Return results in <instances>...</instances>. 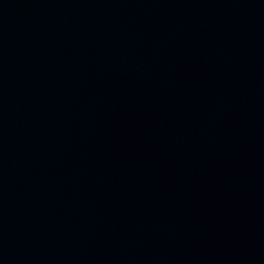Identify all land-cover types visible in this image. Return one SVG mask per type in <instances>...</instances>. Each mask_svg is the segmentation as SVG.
Segmentation results:
<instances>
[{
  "label": "water",
  "instance_id": "obj_1",
  "mask_svg": "<svg viewBox=\"0 0 264 264\" xmlns=\"http://www.w3.org/2000/svg\"><path fill=\"white\" fill-rule=\"evenodd\" d=\"M0 264H264V0H0Z\"/></svg>",
  "mask_w": 264,
  "mask_h": 264
}]
</instances>
